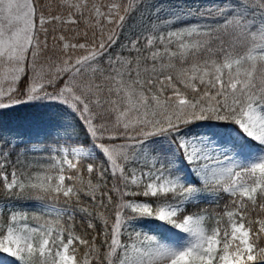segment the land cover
I'll return each mask as SVG.
<instances>
[{
  "label": "snow or ice",
  "instance_id": "obj_1",
  "mask_svg": "<svg viewBox=\"0 0 264 264\" xmlns=\"http://www.w3.org/2000/svg\"><path fill=\"white\" fill-rule=\"evenodd\" d=\"M132 13L123 0H0V112L41 101L67 106L92 143L58 146L53 163L30 171L16 153L19 135L0 131V191L65 204L83 194L114 213L82 208L93 219L80 233L71 209L42 205L50 218L29 225L9 208L0 218V264H264V0H234L217 10L220 19L166 33L130 34L114 55ZM205 123L235 125L239 141L212 156L211 137L193 132ZM180 165L196 179L185 180ZM109 172L111 188L100 191ZM201 192L228 203L215 217L189 212ZM96 218L103 253L88 238L99 232ZM145 218L175 229L173 241L135 232Z\"/></svg>",
  "mask_w": 264,
  "mask_h": 264
},
{
  "label": "trees",
  "instance_id": "obj_2",
  "mask_svg": "<svg viewBox=\"0 0 264 264\" xmlns=\"http://www.w3.org/2000/svg\"><path fill=\"white\" fill-rule=\"evenodd\" d=\"M40 2L46 4L48 0H40ZM123 2L132 6L133 13L129 18L128 27L123 31V34L117 42V46L113 47L112 51L114 55L121 52L119 45L127 43L126 37L130 34H147L154 29L174 28L179 24L183 26L188 25V23L191 25L201 24L205 20H212L213 17L220 19L217 10L222 7L227 8L234 0H123ZM49 42L51 43V41ZM141 43L143 44L142 41ZM238 50L242 51V49ZM123 55L127 56L129 54L125 50L123 51ZM133 55H135V53H133ZM43 62L44 61H42V63ZM26 83H28V80L24 78L20 85L21 91L26 87ZM0 131L6 136L9 132H11L12 135H19V139L13 141V143L19 145L16 149V153L19 154L22 161L31 166L29 169L30 171H38L40 170V166L49 165L54 162L52 157L56 155V153H54L53 149L51 150L46 147L47 145L59 146L65 142H69L83 145L86 148L92 146L90 137L76 115L72 113L67 106L50 101L24 103L15 108L0 112ZM237 131L238 129L235 125L222 126L216 123H205L204 126L193 127L194 133L207 134L211 139L218 140L220 144H224L225 138L231 137L232 135H235V138H230V142L227 144L239 141ZM33 138L39 140L45 139L47 143L43 147H38L34 143L27 145L25 141ZM249 144L255 145V142L249 141ZM244 149H247V147ZM59 155L62 156L60 153ZM12 159L15 160L16 156L14 155ZM8 171L10 173L11 169L9 168ZM86 177H88V175H86V171H84L85 181L87 180ZM110 178V172L106 173V179L100 183L103 182V184L106 185ZM195 179V176L190 174L188 180ZM92 180L93 183L97 182L95 176L92 177ZM197 186L203 188L202 184H198ZM100 188H102V184H100ZM100 191L104 190L100 189ZM100 191L97 193L98 197L100 196ZM128 199L132 198L129 197ZM136 199L141 201L151 200V198H145L143 196L136 197ZM90 200H92L90 196L86 197L82 194L81 201H72L70 204H65L63 199L58 202L52 200L41 201L27 194L19 197L8 196L0 191V207H3L2 212H0V218L7 220L9 208H14L26 214V222L29 225H36L38 222L36 218H39L40 223L50 218L45 214L42 205L54 204L60 208L73 210L74 228L76 231L84 233L88 220L93 219L97 210L104 216H110L111 219L114 216L111 205H108L107 196H104L103 200L108 207L103 209L100 208L98 200L93 201L91 204H87ZM225 203H228V198L219 201L218 205L209 192H201L198 201H194L188 205V209L191 213H203L207 216L215 217L217 212L223 211ZM84 207L89 210L91 209L93 216H88L85 212H82L81 209ZM64 219L69 226H73V220H69L67 217ZM95 223L99 228V232H91L88 238L91 239L92 236H96L97 247H99L101 253H103L105 252L103 221L96 218ZM205 224L211 229L215 226L214 219L206 220ZM135 225L140 228V233L149 235H154L155 233L160 235L165 227L170 229V226H162V222L150 218L139 220L135 222ZM128 235L129 234L126 232V238L123 237V239L131 243ZM158 239L161 240L162 238L160 237ZM104 264H106L105 261Z\"/></svg>",
  "mask_w": 264,
  "mask_h": 264
},
{
  "label": "rangeland",
  "instance_id": "obj_3",
  "mask_svg": "<svg viewBox=\"0 0 264 264\" xmlns=\"http://www.w3.org/2000/svg\"><path fill=\"white\" fill-rule=\"evenodd\" d=\"M188 25H191V24H189L188 23ZM182 27H184L183 25H181V24H179L177 27H174V28H163V29H158V30H156L157 32H160V31H163V32H167V31H169V30H174V29H179V28H182ZM143 42V41H142ZM26 86H27V83L25 84ZM23 90V89H22ZM229 138V139H228ZM230 138H235V135H232L231 137L229 136V137H226L225 138V141H224V144H220V142L218 141V140H216V139H212V141H213V150L211 151V155L212 156H218V155H220V151H221V149H222V147L224 146V145H226L227 143H229L230 142ZM26 142V144L27 145H31V144H36L38 147H43L47 142L45 141V139L43 140V139H37V138H33V139H28V140H26L25 141ZM226 143V144H225ZM65 145H67L68 146V148H69V152L71 151V147L72 146H75V145H80V144H74V143H69V142H65V143H63V144H61V145H59V147H61V149L65 146ZM46 147H48V148H50L51 150L53 149H55V148H57L58 147V145H55V146H49V145H47ZM91 147L92 146H89V147H87V148H89V149H91ZM97 152H98V150H96ZM256 151V148H248L247 147V149H243L241 152H240V156L241 157H244V156H247V155H249V153H253V152H255ZM60 154H62L63 155V152L61 151L60 152ZM102 155V154H101ZM99 163V162H98ZM106 161H105V165H106ZM208 163L211 165V164H213L214 163V161H212V160H210V161H208ZM180 167H181V172H182V175L184 176V178H185V180H188L189 179V177H190V172L188 171V166L187 165H180ZM85 171H86V169H85ZM86 175H87V172H86ZM110 176H111V174H110ZM87 179H88V177H86ZM87 181V180H86ZM112 179L110 178V180H108V184H106V185H104L103 184V182L102 183H100V184H102V188H100V189H102V190H104V191H107L108 189H110L111 188V185H112ZM107 183V182H106ZM113 196H114V198L116 199V194L114 193V192H112L111 193ZM86 197H89V196H86ZM114 199V200H115ZM93 201L92 200H90L89 201V203H87V204H91ZM0 209H2L3 210V207H0ZM89 211H91V209L89 210ZM105 217H109L110 218V216H105ZM111 219V218H110ZM112 219L114 220V216L112 217ZM25 221H22V223H24ZM110 227V226H109ZM103 229H104V226H103ZM134 231L135 232H139L140 231V228H138L136 225H135V223H134ZM126 232H127V234H129V233H131V232H133V227H129L128 228V230L127 231H125L124 232V234H123V236L121 237V239L127 244L128 242H127V240H124L123 239V237H125L126 238ZM176 232V230H172V229H167V227H165V229L161 232V234L159 235L158 233H155V232H153V233H155L154 235L157 237V238H162L161 239V241H163V242H168V243H170V242H172L173 241V239H174V236H173V234ZM105 233V232H104ZM180 235H183V234H180ZM129 236V235H128ZM133 239H135V236L133 235ZM105 240V237H104V239H103V241ZM106 250H107V248H106V245L104 246V251L106 252ZM106 262V261H105ZM106 264H107V262H106Z\"/></svg>",
  "mask_w": 264,
  "mask_h": 264
}]
</instances>
